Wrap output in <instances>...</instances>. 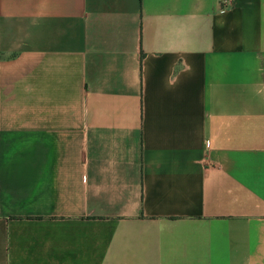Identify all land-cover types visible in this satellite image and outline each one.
<instances>
[{"label":"crops","instance_id":"obj_1","mask_svg":"<svg viewBox=\"0 0 264 264\" xmlns=\"http://www.w3.org/2000/svg\"><path fill=\"white\" fill-rule=\"evenodd\" d=\"M0 264H264V0H0Z\"/></svg>","mask_w":264,"mask_h":264}]
</instances>
